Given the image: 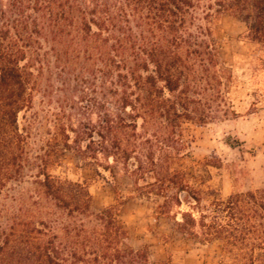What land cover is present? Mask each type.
<instances>
[{"label": "trees", "instance_id": "trees-1", "mask_svg": "<svg viewBox=\"0 0 264 264\" xmlns=\"http://www.w3.org/2000/svg\"><path fill=\"white\" fill-rule=\"evenodd\" d=\"M199 7L205 18L230 12L264 47V0H0V193L22 173L26 138L17 116L31 102L34 70L51 69V57L63 122L38 155L39 184L67 217L59 234L39 221L12 248L5 238L0 264H149L146 248L125 243L113 206L92 212L84 184L47 172L67 150L112 174L120 167L139 197L161 200L159 213L178 232L218 240L234 264H264V187L227 197L210 190L204 202L172 166L187 146L184 123L233 112L218 45L194 25Z\"/></svg>", "mask_w": 264, "mask_h": 264}, {"label": "rangeland", "instance_id": "rangeland-1", "mask_svg": "<svg viewBox=\"0 0 264 264\" xmlns=\"http://www.w3.org/2000/svg\"><path fill=\"white\" fill-rule=\"evenodd\" d=\"M205 11L195 9L194 25L208 28L218 45L219 61L231 75L225 89L233 112L219 114L207 123H184L182 138L187 146L184 154L172 161V166L182 169L189 183L201 191L204 202L211 198L207 194L210 190L227 197L264 187V47L230 12L211 10L205 18ZM49 63V70L45 65L40 72L34 70L31 102L17 116L19 130L26 138L22 173L8 181L0 193V245L9 238L11 248L18 243L15 238L20 233L39 221L49 223L59 234L61 222L67 219L39 184L38 155L63 122L59 70L51 57ZM77 96L76 92L72 97ZM46 170L62 180L84 184L92 212L113 206L127 231L125 243L135 249L146 248L149 264H234L218 240L203 243L178 232L172 217L159 213L161 200L139 197L132 179L120 167L115 166L112 174L81 158L75 150H67L49 162ZM10 254L4 257L17 258Z\"/></svg>", "mask_w": 264, "mask_h": 264}]
</instances>
